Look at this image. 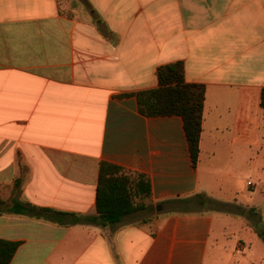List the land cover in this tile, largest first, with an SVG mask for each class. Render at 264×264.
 Wrapping results in <instances>:
<instances>
[{
  "label": "crops",
  "instance_id": "1",
  "mask_svg": "<svg viewBox=\"0 0 264 264\" xmlns=\"http://www.w3.org/2000/svg\"><path fill=\"white\" fill-rule=\"evenodd\" d=\"M71 3L81 17L60 0H0V239L20 242L10 264H264L252 220L231 239L221 217L264 212V0ZM178 60L205 86L196 167L181 117L143 116L127 95ZM103 161L148 177V213L102 227L9 212L18 200L95 215ZM241 175L255 180L245 203ZM198 205L211 207L181 210Z\"/></svg>",
  "mask_w": 264,
  "mask_h": 264
},
{
  "label": "trees",
  "instance_id": "2",
  "mask_svg": "<svg viewBox=\"0 0 264 264\" xmlns=\"http://www.w3.org/2000/svg\"><path fill=\"white\" fill-rule=\"evenodd\" d=\"M184 74L183 61L160 65L156 72L158 78L156 88L127 95L136 97L138 111L143 116L181 117L192 167H196L200 155L205 86L186 82ZM260 106L264 111V88L261 91ZM152 206L150 182L145 174L130 172L123 167L103 161L98 170L95 215L37 207L18 200H13L9 212L62 226L93 223L104 227L120 222L129 214L151 210ZM255 231L264 241V231L258 228ZM19 244L18 241L0 239V264H10Z\"/></svg>",
  "mask_w": 264,
  "mask_h": 264
},
{
  "label": "rangeland",
  "instance_id": "3",
  "mask_svg": "<svg viewBox=\"0 0 264 264\" xmlns=\"http://www.w3.org/2000/svg\"><path fill=\"white\" fill-rule=\"evenodd\" d=\"M72 0H60V4H61V8L63 9L64 13H68L70 12L72 15L74 16H79L81 17V9L82 7H74L72 6V3H71ZM79 1V0H78ZM247 181H250V182H255L253 176L251 175H241V179L240 181L238 182L239 184V193L238 195H236V198L238 201H242V202H248V199L246 197V195H248L250 193V190L248 188V186L246 185V182ZM264 204V203H262ZM213 206V205H212ZM210 206H206L204 207V205H198V206H194V207H184L183 209L181 210H184V211H191V210H205V209H208L210 208ZM262 208L264 210V206L262 205ZM226 212L227 214H231V211H235L239 214V217L235 218V217H226V216H221L225 221H226V226H227V232L229 233V237L231 239H237V238H241L238 233V224L236 222V220H252V223L254 225V228H258L259 230H263L264 231V212H262L261 209H259L258 207H251V208H244V207H241V208H237V206H231V207H226ZM139 212H143V213H148L149 211H139ZM152 212L154 213V210H152ZM145 215V214H143ZM140 219V218H145V217H137V219ZM216 218V223L217 225H219V220H220V217H215ZM261 240V239H260ZM263 241V240H262ZM259 245H263L262 242H260Z\"/></svg>",
  "mask_w": 264,
  "mask_h": 264
},
{
  "label": "built area",
  "instance_id": "4",
  "mask_svg": "<svg viewBox=\"0 0 264 264\" xmlns=\"http://www.w3.org/2000/svg\"><path fill=\"white\" fill-rule=\"evenodd\" d=\"M248 184L251 185L252 183L249 181Z\"/></svg>",
  "mask_w": 264,
  "mask_h": 264
}]
</instances>
